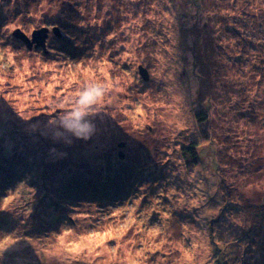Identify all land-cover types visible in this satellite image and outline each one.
<instances>
[{"label": "rangeland", "instance_id": "374dc122", "mask_svg": "<svg viewBox=\"0 0 264 264\" xmlns=\"http://www.w3.org/2000/svg\"><path fill=\"white\" fill-rule=\"evenodd\" d=\"M0 264H264V0H0Z\"/></svg>", "mask_w": 264, "mask_h": 264}, {"label": "water", "instance_id": "95a60500", "mask_svg": "<svg viewBox=\"0 0 264 264\" xmlns=\"http://www.w3.org/2000/svg\"><path fill=\"white\" fill-rule=\"evenodd\" d=\"M56 35H60L56 29L54 30ZM14 36L17 39H20L26 46L28 50H32L33 48L39 49V48H45V42L48 37V30L46 28H42L40 30H36L32 33L31 38H28L25 34H23L20 31H16L14 33ZM140 74L142 75V78L147 81L148 79V73L147 70L143 67L139 68ZM123 146V145H121Z\"/></svg>", "mask_w": 264, "mask_h": 264}, {"label": "clouds", "instance_id": "9594fccd", "mask_svg": "<svg viewBox=\"0 0 264 264\" xmlns=\"http://www.w3.org/2000/svg\"><path fill=\"white\" fill-rule=\"evenodd\" d=\"M76 115L79 116V113H77ZM93 127L94 126L92 123L90 125L86 124L83 127L78 126L77 130L75 132H73V135L87 139L88 135L92 132Z\"/></svg>", "mask_w": 264, "mask_h": 264}, {"label": "trees", "instance_id": "16d2710c", "mask_svg": "<svg viewBox=\"0 0 264 264\" xmlns=\"http://www.w3.org/2000/svg\"><path fill=\"white\" fill-rule=\"evenodd\" d=\"M195 146L196 144L193 143L192 145L188 146L186 148V154L188 155V157H190V159H192L194 162L196 161L197 159V156H196V152H195Z\"/></svg>", "mask_w": 264, "mask_h": 264}]
</instances>
